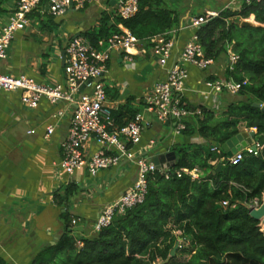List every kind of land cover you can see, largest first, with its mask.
Here are the masks:
<instances>
[{
  "label": "crops",
  "instance_id": "0c3cea01",
  "mask_svg": "<svg viewBox=\"0 0 264 264\" xmlns=\"http://www.w3.org/2000/svg\"><path fill=\"white\" fill-rule=\"evenodd\" d=\"M17 1L2 2L0 7L5 13H0V26ZM118 1L91 0L82 6L74 1L63 14L53 15L47 11L50 0H44L29 14V26L16 33L7 56L0 60V72L23 74L44 84L63 83L65 48L71 37L97 29L103 12L111 14L109 23H113ZM216 1L226 8L230 5L238 8L241 4V0ZM208 2L212 4L215 0ZM208 2L195 6L192 0L196 13L191 15L192 10H185L178 24L167 30L175 39L176 51L195 30L189 26L191 19L202 12L213 11L208 9ZM253 18L251 15L250 19ZM120 24L123 26L117 24L118 32ZM106 39L98 42V49L106 46ZM138 47L145 52L135 56L133 61H128L122 50H113L102 76L107 94L105 103L115 122L129 121L137 113L143 115L145 127L140 141L132 147L135 158H124L117 167L102 169L95 176L89 175L86 169L69 175L60 167L61 141L67 134L72 113L70 105L63 101L52 104L43 98L35 107H29L21 101L20 91H0V257L7 263L30 264L42 248L54 244L62 234L66 216L71 218L69 226L75 237L92 235L101 208L136 181L137 156L152 160L154 156L173 151L171 148L177 143L204 142L198 134L175 135L173 120L161 122L146 108L145 95L156 82L165 78L171 61L162 67L149 42L138 41ZM222 64L224 62L220 61L204 70L187 65L189 78L183 101L190 110L203 105L219 111L226 106L228 97H224V93L217 102L203 94L205 79L224 74ZM59 111L62 115H57ZM193 115L195 113L187 118L192 123ZM49 124L54 126L52 134H47ZM31 130L33 132H29ZM250 130L244 123L239 124V131ZM96 149L97 144L91 140L85 149L87 158ZM174 161L166 159L162 169H168ZM192 171L197 175L195 169ZM71 183L78 185L79 190L68 193Z\"/></svg>",
  "mask_w": 264,
  "mask_h": 264
},
{
  "label": "trees",
  "instance_id": "16d2710c",
  "mask_svg": "<svg viewBox=\"0 0 264 264\" xmlns=\"http://www.w3.org/2000/svg\"><path fill=\"white\" fill-rule=\"evenodd\" d=\"M0 13H5L1 7ZM110 15L103 12L97 29L81 33L93 46L118 32V23L139 41L149 42L177 25L180 17L163 0H139L132 17L115 16L113 23ZM251 15L257 25H242ZM195 32L206 57L223 59L231 45L239 58L225 76L241 83L237 94L243 97L229 100L219 111L199 106L194 122L185 120L181 135L198 134L204 142L174 145L175 161L165 170L168 177L150 172L142 202L116 212L108 225L82 238L73 235L66 214L62 234L30 264H264L260 221L246 208L254 199L260 203L264 195V111L253 105L264 104V0H241L238 10L224 8ZM240 123L255 131L261 147L256 154L244 151L233 164L221 145L239 132ZM194 169L196 177L188 172ZM69 187L68 193L79 190L74 183ZM179 238L187 243L169 258ZM183 255L188 257L181 259ZM0 264L9 263L0 257Z\"/></svg>",
  "mask_w": 264,
  "mask_h": 264
},
{
  "label": "built area",
  "instance_id": "2783aa9c",
  "mask_svg": "<svg viewBox=\"0 0 264 264\" xmlns=\"http://www.w3.org/2000/svg\"><path fill=\"white\" fill-rule=\"evenodd\" d=\"M74 1L82 6L91 0H50L47 11L53 15H61ZM43 2L44 0H18L15 3L8 19L0 26V60L7 56L16 33L29 26V14ZM138 9L139 0H119L115 15L127 19ZM216 15L217 13L213 11L197 15L191 19L189 26L196 29ZM120 28L119 32L111 34L106 39V46L103 49L93 46L84 36L71 37L65 48L63 83L44 84L23 74L0 72V91H20L21 101L29 107H35L43 98L52 104L63 101L72 107L68 131L61 141L63 157L60 161V167L69 175L86 169L89 175L95 176L102 169L117 167L124 158H135L132 147L140 141L145 127L143 115L137 113L124 125L117 126L110 107L105 103L106 86L102 80L113 50H122L128 61H133L135 56L145 52L138 47L139 40L129 29L121 24ZM148 40L158 65L164 67L169 61L171 64L165 78L156 82L145 95L144 102L146 108L154 112L159 121L175 122L173 126L175 135L181 134L185 128V120L191 114L200 113L199 109L189 110L182 102L189 78L187 65L204 70L220 61L224 62L222 66L220 65L224 72L222 76L207 78L204 81L206 90L203 94L210 97L213 102H217L222 93L235 94L241 88L240 82L225 76L226 70H233L239 58L229 46L223 59L215 60L205 56L195 30L177 51L175 39L169 36L167 31L153 35ZM82 84L84 87L80 89ZM57 115H62V111ZM46 130L47 134H52L54 126L49 124ZM91 140L97 144V149L87 158L85 149ZM254 144L255 150L247 146L237 150L231 157H227V160L235 164L243 158L244 151L256 154L261 146L255 140ZM136 159L138 163L136 181L115 200L101 208L94 231L108 225L116 212L121 213L143 201L147 190V175L150 172L155 170L165 172V169L158 168L148 157L139 155ZM181 171L186 169L183 168ZM181 171L177 174L180 175ZM188 172L194 177L197 176L192 170ZM165 175L168 177V173L165 172ZM249 205L257 207L259 202L254 199ZM72 223H75V220H72Z\"/></svg>",
  "mask_w": 264,
  "mask_h": 264
},
{
  "label": "water",
  "instance_id": "95a60500",
  "mask_svg": "<svg viewBox=\"0 0 264 264\" xmlns=\"http://www.w3.org/2000/svg\"><path fill=\"white\" fill-rule=\"evenodd\" d=\"M241 24L242 25H249L251 23L249 21L243 20L241 22ZM83 87H84V84H82L80 86V89H82ZM253 105L256 107H259L262 111H264V104L254 102ZM254 134H255L254 130L239 131L237 134L232 136L229 140L222 143L221 148L226 153L227 157H231L233 155V153H235L237 150H239L240 148H245L247 146H250L253 150H255L256 145L254 144ZM166 159L168 161L174 160L175 159V153L173 151H169L168 153L154 156L152 158V161L154 162V164L158 168H162L164 166L163 162ZM166 165L168 166V164H166ZM221 165H222L221 161L218 162V164L216 166V171L220 170ZM169 166H171V165H169ZM218 206H220V205H218ZM246 208L248 210V214L252 218L260 221L259 224L261 226V231L264 234V195L262 196L261 202L259 203V205L257 207H253V206L248 204V205H246ZM74 230H77V227H75ZM178 246H179V241L176 242L175 246L171 250L169 258L175 254Z\"/></svg>",
  "mask_w": 264,
  "mask_h": 264
},
{
  "label": "rangeland",
  "instance_id": "374dc122",
  "mask_svg": "<svg viewBox=\"0 0 264 264\" xmlns=\"http://www.w3.org/2000/svg\"><path fill=\"white\" fill-rule=\"evenodd\" d=\"M191 2H192V0H181V2H178L177 0H171V3H172L171 4L169 2V0L166 1V3L169 4L168 6L170 8H172V9H174L175 11H177L179 16H180L181 13L185 12V10H188V9L192 10L190 14L194 15L196 13V7H195L196 5L195 4H201L202 5V3L208 2V0H193L195 6H192ZM209 5H210V8H208V9H210V10L212 9L213 12H216L217 14L220 12V10H223L224 8H226L225 4H223L221 2H219V4H218V1H216V0H215V2H212V4L209 3ZM227 8H230V9H233V10L234 9L238 10L239 6L237 8L234 5H230V7H227ZM202 13H206V12H202ZM250 17L251 16H249L248 18H245L243 20L249 21L250 23H252L254 25H257V22L254 21V18H253V20H251ZM229 47L231 49V45H229ZM224 97H228L227 101H229V100L237 101V100L241 99L243 97V95H240V94H237V93L231 94V93L225 92L224 93ZM175 233L178 235L180 232L176 231ZM179 240L181 241L179 244H182L183 242H185L183 238H179L178 241ZM185 243H187V242H185ZM183 257L187 258L188 255H183L180 258L182 259Z\"/></svg>",
  "mask_w": 264,
  "mask_h": 264
}]
</instances>
